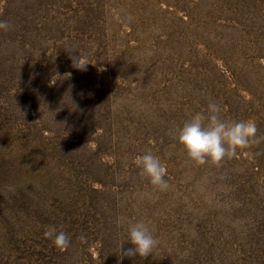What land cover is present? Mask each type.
Returning a JSON list of instances; mask_svg holds the SVG:
<instances>
[{"label": "rangeland", "instance_id": "1", "mask_svg": "<svg viewBox=\"0 0 264 264\" xmlns=\"http://www.w3.org/2000/svg\"><path fill=\"white\" fill-rule=\"evenodd\" d=\"M0 21V264H264V0H0ZM210 103L259 142L196 165L176 136ZM138 221L158 245L121 258Z\"/></svg>", "mask_w": 264, "mask_h": 264}, {"label": "clouds", "instance_id": "2", "mask_svg": "<svg viewBox=\"0 0 264 264\" xmlns=\"http://www.w3.org/2000/svg\"><path fill=\"white\" fill-rule=\"evenodd\" d=\"M8 28L6 21H0V29L8 30ZM88 64L85 57L78 55L73 59L72 66L83 71L86 70ZM221 111L219 105L210 103L207 114L196 113L178 129L177 141L182 145L189 160L196 165H203L206 162L219 164L226 158L235 157L237 149H246L250 144L259 142L256 137L257 126L254 120L226 121L222 119ZM132 163L140 170L142 176L148 178L151 185L161 191L167 190L169 187L165 180L167 168L157 156L149 151L144 155H137ZM44 236L52 240L54 246L60 250L70 245V237L64 231H57L55 227H49L44 232ZM128 242L134 247L122 250V244L121 258H131L137 255L140 258L148 257L158 245V241L143 221L129 224Z\"/></svg>", "mask_w": 264, "mask_h": 264}]
</instances>
